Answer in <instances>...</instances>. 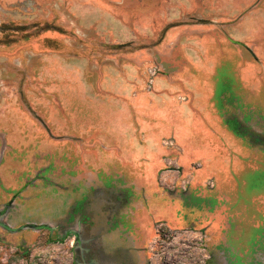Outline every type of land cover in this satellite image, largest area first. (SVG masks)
Listing matches in <instances>:
<instances>
[{
	"label": "rangeland",
	"instance_id": "1",
	"mask_svg": "<svg viewBox=\"0 0 264 264\" xmlns=\"http://www.w3.org/2000/svg\"><path fill=\"white\" fill-rule=\"evenodd\" d=\"M85 199L145 264H264V0H0V210L59 227L0 264H80Z\"/></svg>",
	"mask_w": 264,
	"mask_h": 264
},
{
	"label": "flooded vegetation",
	"instance_id": "2",
	"mask_svg": "<svg viewBox=\"0 0 264 264\" xmlns=\"http://www.w3.org/2000/svg\"><path fill=\"white\" fill-rule=\"evenodd\" d=\"M85 201L86 202L83 205V209L79 212L77 218L74 221H72L74 226H67L69 222L68 223L64 222L66 220V217L64 218L63 221L64 226H62L64 233L62 235V239L66 240L69 237H73L75 257H77L78 254L79 260L81 261L80 264H98L97 261L99 259L100 261L102 259H105L104 261L109 260L114 262H121L124 264H145V261L147 262V252H146L147 246L139 245L138 247L137 243L133 245L130 244L129 246L131 245L132 246L129 247L128 249L131 252H133V254L123 255V252L126 251H124V247H121L119 245V242L121 243V241L125 240L127 237L128 239H130L129 236H126L125 239H123L124 237L121 238V236H119L117 240L118 242H114L112 241V237L109 235V232H107V234L105 235V239L103 240V243L101 244L99 242L101 241L100 236L95 235L94 226L89 225L92 219V217L86 212V209L89 205V200L85 199ZM9 207L10 204L4 206L3 209L0 210V228L6 232H9L11 234H16L19 233L21 230H25V229L32 231H39V232L41 231L54 232L55 229L59 230V227L55 228L54 226L48 225L46 223L44 224L37 223V224H30V225L16 226V227L8 226V224L4 222V218ZM72 215H77V213H74L72 211L71 214L68 215V217L72 218ZM72 223H70V225ZM105 229H107V226H105ZM122 230H124L123 227ZM118 233L120 235H125V233L124 234H122L121 232ZM133 239L131 238V240ZM24 242L18 245L21 246L23 250L25 249L26 246ZM100 244H101V249L97 248L100 247L99 246Z\"/></svg>",
	"mask_w": 264,
	"mask_h": 264
},
{
	"label": "bare ground",
	"instance_id": "3",
	"mask_svg": "<svg viewBox=\"0 0 264 264\" xmlns=\"http://www.w3.org/2000/svg\"><path fill=\"white\" fill-rule=\"evenodd\" d=\"M172 33H173V31H172Z\"/></svg>",
	"mask_w": 264,
	"mask_h": 264
}]
</instances>
